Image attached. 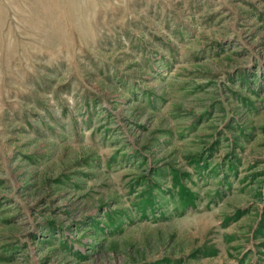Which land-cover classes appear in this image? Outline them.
<instances>
[{
    "label": "rangeland",
    "instance_id": "1",
    "mask_svg": "<svg viewBox=\"0 0 264 264\" xmlns=\"http://www.w3.org/2000/svg\"><path fill=\"white\" fill-rule=\"evenodd\" d=\"M0 264H264V0H0Z\"/></svg>",
    "mask_w": 264,
    "mask_h": 264
}]
</instances>
